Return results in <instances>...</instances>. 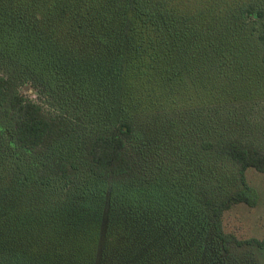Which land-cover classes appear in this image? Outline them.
<instances>
[{
    "label": "trees",
    "instance_id": "16d2710c",
    "mask_svg": "<svg viewBox=\"0 0 264 264\" xmlns=\"http://www.w3.org/2000/svg\"><path fill=\"white\" fill-rule=\"evenodd\" d=\"M262 67L260 0H0V264H258L264 147L208 111Z\"/></svg>",
    "mask_w": 264,
    "mask_h": 264
},
{
    "label": "rangeland",
    "instance_id": "374dc122",
    "mask_svg": "<svg viewBox=\"0 0 264 264\" xmlns=\"http://www.w3.org/2000/svg\"><path fill=\"white\" fill-rule=\"evenodd\" d=\"M181 5L186 6L189 10H196L203 6L215 4L221 9H235L237 5L247 3L249 0H175ZM264 3V0H260ZM233 11V10H232ZM255 26H248V30L244 31L249 37L248 32L257 33L260 27V22H255ZM256 27V29H255ZM250 43L253 44L252 37L250 36ZM259 56L255 62L259 63L263 52L257 51ZM254 53V54H255ZM261 72L264 76V67ZM261 82V81H258ZM27 92L35 97L36 94L32 89ZM248 98V97H247ZM211 113L213 119L216 118L225 121L227 124L232 123L233 119L236 120V125L245 131V133L256 143L264 147V90L259 91L253 98L239 99L236 101L228 102L224 106L216 105ZM229 172V170H228ZM248 183L257 194V202L254 206L247 204H238L233 206L224 214V227L227 232L235 234L239 238L258 237L264 238V173L250 169L248 171ZM225 182V181H224ZM255 256L258 264H264V248H255Z\"/></svg>",
    "mask_w": 264,
    "mask_h": 264
}]
</instances>
